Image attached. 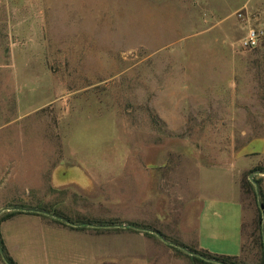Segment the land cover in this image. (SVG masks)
I'll return each mask as SVG.
<instances>
[{
  "label": "rangeland",
  "instance_id": "obj_1",
  "mask_svg": "<svg viewBox=\"0 0 264 264\" xmlns=\"http://www.w3.org/2000/svg\"><path fill=\"white\" fill-rule=\"evenodd\" d=\"M238 4L0 0V248L16 264H208L117 226L195 249L201 202L244 168L240 262L264 264V0Z\"/></svg>",
  "mask_w": 264,
  "mask_h": 264
},
{
  "label": "crops",
  "instance_id": "obj_2",
  "mask_svg": "<svg viewBox=\"0 0 264 264\" xmlns=\"http://www.w3.org/2000/svg\"><path fill=\"white\" fill-rule=\"evenodd\" d=\"M231 1L239 3L240 9L253 11L258 8L260 0ZM245 170L246 168L232 174L234 189L208 198L205 204L201 202L197 217L195 249L214 255L235 257L241 261L245 232V203L242 196ZM223 172L227 174V169H223Z\"/></svg>",
  "mask_w": 264,
  "mask_h": 264
},
{
  "label": "trees",
  "instance_id": "obj_3",
  "mask_svg": "<svg viewBox=\"0 0 264 264\" xmlns=\"http://www.w3.org/2000/svg\"><path fill=\"white\" fill-rule=\"evenodd\" d=\"M59 220V219H58ZM61 223H64L67 225L66 222L59 220ZM105 227H109V226H105ZM86 228V227H84ZM131 230V228H129ZM147 235H153L151 233L146 232ZM172 247V246H171ZM173 249H177L176 247H173ZM189 251L194 252L196 255L193 256V259L198 260L200 262H205L208 264H242L238 258L235 257H228V256H219V255H214V254H210L209 252L206 251H200L191 247H188ZM1 253L3 255V258L7 261L8 264H16L14 262V260L8 256V254L6 253V249L4 247L1 246L0 248ZM203 257H205L206 259H208L210 262H206Z\"/></svg>",
  "mask_w": 264,
  "mask_h": 264
},
{
  "label": "water",
  "instance_id": "obj_4",
  "mask_svg": "<svg viewBox=\"0 0 264 264\" xmlns=\"http://www.w3.org/2000/svg\"><path fill=\"white\" fill-rule=\"evenodd\" d=\"M257 192H258V188H257ZM259 206H260V208H261V210H262L263 219H264V204H263L262 202H259ZM32 211H35V210H32ZM42 213H43V214H46V215L49 214V213H47V212H42ZM54 217H56V216H54ZM56 218H58V219L61 220V221L66 222V223L69 224V225H72V226H75V227H78V226H79V225H75V224H73V223H70L67 219H65V218H63V217H56ZM117 227H122V228H127V227H129V228H133V229H136V230H143V231H145V232H148V233H151V234H154V235L158 236V237H159L161 240H163L164 242L169 243L171 246H175V247L180 248L181 250H183L184 252H186V253L189 254V255H196L194 252L189 251L186 247L179 246V245H177V244H175V243H173V242H168V241L166 240V238H165L160 232H157V231H155V230L147 229V228H141V227H137V226H135V225H125V224L120 225V226H117Z\"/></svg>",
  "mask_w": 264,
  "mask_h": 264
},
{
  "label": "built area",
  "instance_id": "obj_5",
  "mask_svg": "<svg viewBox=\"0 0 264 264\" xmlns=\"http://www.w3.org/2000/svg\"><path fill=\"white\" fill-rule=\"evenodd\" d=\"M257 42V34L255 32H253L252 34H250V36L248 37V40L246 41V45H255Z\"/></svg>",
  "mask_w": 264,
  "mask_h": 264
}]
</instances>
